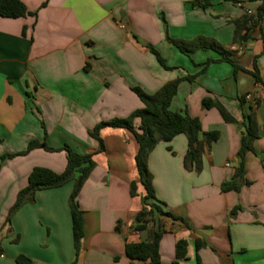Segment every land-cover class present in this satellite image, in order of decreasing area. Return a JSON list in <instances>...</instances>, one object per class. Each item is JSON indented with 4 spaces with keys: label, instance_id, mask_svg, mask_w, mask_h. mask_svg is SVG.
I'll return each mask as SVG.
<instances>
[{
    "label": "crops",
    "instance_id": "1",
    "mask_svg": "<svg viewBox=\"0 0 264 264\" xmlns=\"http://www.w3.org/2000/svg\"><path fill=\"white\" fill-rule=\"evenodd\" d=\"M19 1L34 15L0 16V157L37 141L91 153L95 166L77 197L83 236L76 256L68 207L72 181L36 191L6 223L31 170L61 173L66 153L35 148L0 159V264H17L18 257L31 264H131L125 245L147 239L145 231L134 229L146 194L135 162L138 143L122 128L101 129V143L89 132L143 107L133 87L153 94L177 78L182 81L171 110L187 113L201 133L216 131L218 138L204 148L198 172L184 164V135L159 142L148 156L155 197L171 215L156 217L164 231L160 264H264V13L249 41H233L235 22L255 19L261 2ZM197 37L230 52L237 68L220 61L213 49L184 54L169 42ZM204 99L219 103L237 125L225 122L216 108H204ZM247 116L256 133L244 160L249 184L221 192L238 163L240 124ZM139 123L135 118V129ZM180 240L186 252L176 258ZM198 241L203 246L196 249Z\"/></svg>",
    "mask_w": 264,
    "mask_h": 264
},
{
    "label": "trees",
    "instance_id": "2",
    "mask_svg": "<svg viewBox=\"0 0 264 264\" xmlns=\"http://www.w3.org/2000/svg\"><path fill=\"white\" fill-rule=\"evenodd\" d=\"M236 2V0H226ZM257 9L255 19L251 16H244L235 22L233 41L237 44H244L251 39L253 26L261 21L264 13V0ZM34 15L27 11L26 7L19 0H2L0 4V16L4 18L16 19L25 16ZM180 52L189 53L197 49H213L221 55L220 61L227 62L234 69L237 68L235 62L230 58V52L224 50L215 41L204 37H197L191 41L169 40ZM150 51L156 56L158 62L164 66L163 60L158 53L150 48ZM210 61H207V65ZM254 77L259 80L257 67L254 64ZM181 78L169 81L162 85L155 93L146 94L138 87H133L132 91L139 98L143 107L130 113L125 118H113L108 121L97 123L89 132L90 137L101 143L100 130L105 127L122 128L130 131L138 143V150L135 155V162L141 184L145 189V196L142 199V207L137 212L134 227L136 232L145 231L147 239L137 243H127L125 245V255L131 264L140 262L143 264H160L159 242L163 230L156 223L157 216L170 217L169 213L163 211V203L160 202L154 193L152 186V176L148 170L147 160L150 152L159 142L170 141L176 135H184L187 140V151L184 157L185 166H191L196 172L201 170V156L206 146L218 138L216 131L202 132L196 120L187 113L180 114L171 110V102L176 95ZM204 108H216L225 122L237 125V122L225 111V109L216 102L208 99L202 101ZM139 119V126L134 128L133 121ZM239 126V125H238ZM240 145L237 151L238 163L234 168L233 175L229 181L221 184V192H239L242 186L248 185L249 181L245 179L244 160L248 152H252V143L256 139V133L251 121V117H246V124L241 123ZM201 136V137H200ZM35 148H42L47 152L64 151L66 153V166L61 173H55L47 168L34 167L28 175L27 185L21 189L16 196V200L9 210L6 223H9L12 213L23 203L32 202L34 194L38 190L52 189L72 181L73 186L68 197V207L71 217L72 238L77 256L80 240L83 236L82 212L80 210L77 197L84 182L87 180L95 163L91 153L79 154L69 146L59 149H53L44 142L31 141L25 151L16 154H6L0 159L13 158L18 155H24ZM101 149L103 146L101 144ZM133 189V187H132ZM238 207L232 209L231 215L235 213ZM203 246L202 242H196V249ZM186 252V242L180 240L175 245L176 258H183ZM17 264H31V261L25 257H18ZM75 264V261L73 262Z\"/></svg>",
    "mask_w": 264,
    "mask_h": 264
},
{
    "label": "built area",
    "instance_id": "3",
    "mask_svg": "<svg viewBox=\"0 0 264 264\" xmlns=\"http://www.w3.org/2000/svg\"><path fill=\"white\" fill-rule=\"evenodd\" d=\"M247 14H248V15H251V12H250V11H248V12H247ZM249 98H250V96H249V95H247V96H246V99H249Z\"/></svg>",
    "mask_w": 264,
    "mask_h": 264
}]
</instances>
